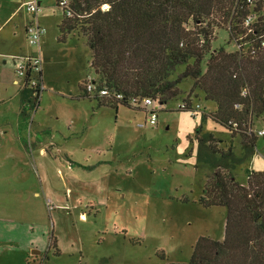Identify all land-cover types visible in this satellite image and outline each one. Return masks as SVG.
Segmentation results:
<instances>
[{
	"label": "rangeland",
	"instance_id": "374dc122",
	"mask_svg": "<svg viewBox=\"0 0 264 264\" xmlns=\"http://www.w3.org/2000/svg\"><path fill=\"white\" fill-rule=\"evenodd\" d=\"M42 7L45 91L38 107L28 104L30 137L21 139L12 125L21 101L0 89L8 99H0V264L186 263L200 237L222 242L227 210L199 203L214 173L199 139L211 135L217 149L243 155L242 140L203 115L215 104L193 93L202 111L196 118L179 111L188 80L179 98L159 108L156 125L140 127L149 117L141 110L98 108L80 90L96 79L87 39L76 32L59 43L63 10L57 0ZM255 155L231 170L245 186L250 170H264L263 138ZM50 237L60 255L49 249ZM33 250L42 252L38 261Z\"/></svg>",
	"mask_w": 264,
	"mask_h": 264
},
{
	"label": "trees",
	"instance_id": "16d2710c",
	"mask_svg": "<svg viewBox=\"0 0 264 264\" xmlns=\"http://www.w3.org/2000/svg\"><path fill=\"white\" fill-rule=\"evenodd\" d=\"M60 2L58 42L80 32L91 52L96 79L92 91L90 82L80 88L82 97L98 108L148 113L144 99L167 104L190 80L191 92L178 110L191 114L192 94H203L215 104L213 112L201 110L203 115L242 140L238 158L232 148L217 149L220 142L211 135L199 139L203 162L214 172L199 203L227 210L226 235L222 242L200 237L188 262L167 264H264V170H250L246 186L231 171L256 156L264 139V127L256 126L264 121V0H72L68 7ZM43 78L42 72L39 85ZM39 85L22 88V113L28 104L39 106ZM57 246L50 237L49 249L60 255Z\"/></svg>",
	"mask_w": 264,
	"mask_h": 264
},
{
	"label": "crops",
	"instance_id": "0c3cea01",
	"mask_svg": "<svg viewBox=\"0 0 264 264\" xmlns=\"http://www.w3.org/2000/svg\"><path fill=\"white\" fill-rule=\"evenodd\" d=\"M24 1L25 0H0V89H5L7 92L6 94L11 95V97H8L10 101L18 98L21 101V114H17L19 122L17 125L12 124L13 127L15 126L17 128V132L20 136L22 133L21 139H24L25 134L26 137L31 136L33 120L26 112L22 113L23 101L21 99V90L23 86L17 83L16 60L18 57L36 56L37 54L42 57L44 46L49 39V35L47 34L42 39L40 47H29L26 28L31 21V16L22 8ZM38 20L41 22L40 24L43 25L44 22L41 16L40 18L38 16ZM59 25L60 24L57 25L58 30ZM58 38L57 36L55 39L58 40ZM43 58L44 57H42V59ZM6 94L0 98L1 102L8 101ZM32 254L36 261H38L37 258L42 255V252L33 250ZM47 257L49 256L47 255Z\"/></svg>",
	"mask_w": 264,
	"mask_h": 264
},
{
	"label": "built area",
	"instance_id": "2783aa9c",
	"mask_svg": "<svg viewBox=\"0 0 264 264\" xmlns=\"http://www.w3.org/2000/svg\"><path fill=\"white\" fill-rule=\"evenodd\" d=\"M60 4L63 7H68L69 1L61 0ZM22 8L31 16V21L28 23L26 28L28 44L32 47H40L42 39L47 33L46 28H44L38 20L39 14L43 11L42 0H25ZM42 67V57L38 54L36 56L18 57L16 60L17 83L21 84L23 87L28 85L29 88H37L39 85L38 77L44 70ZM93 89L94 85L90 83L88 85V90L92 91ZM39 91H45L44 84L39 85ZM36 95L37 92L35 93V96ZM100 95L108 96V91L101 90ZM142 106L147 110L148 113L146 114L147 116L149 115V117L146 119L145 123L140 124V127L144 128L148 125V123L156 125L158 120V111L159 108L162 107V103L148 97L142 101ZM192 110L191 116L196 118L198 116V112L201 111V106L197 104L192 107ZM259 135H264V129L259 131Z\"/></svg>",
	"mask_w": 264,
	"mask_h": 264
}]
</instances>
